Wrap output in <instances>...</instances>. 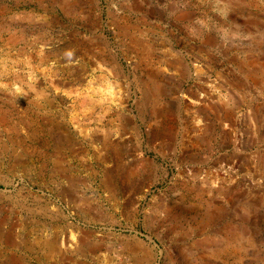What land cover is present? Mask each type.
<instances>
[{"label":"rangeland","instance_id":"obj_1","mask_svg":"<svg viewBox=\"0 0 264 264\" xmlns=\"http://www.w3.org/2000/svg\"><path fill=\"white\" fill-rule=\"evenodd\" d=\"M0 264H264V0H0Z\"/></svg>","mask_w":264,"mask_h":264},{"label":"bare ground","instance_id":"obj_2","mask_svg":"<svg viewBox=\"0 0 264 264\" xmlns=\"http://www.w3.org/2000/svg\"><path fill=\"white\" fill-rule=\"evenodd\" d=\"M123 1V0H122ZM121 28V27H120ZM125 31V30H124ZM122 33H125V32H122ZM126 36V35H125ZM130 39V38H129ZM133 45V44H132ZM69 48V47H68ZM65 52V51H64ZM102 52V51H101ZM138 53V52H137ZM65 56V55H64ZM99 57V56H98ZM112 58V57H111ZM149 61V60H148ZM165 63H166V61H165ZM147 66V65H146ZM154 66V65H153ZM155 67V66H154ZM157 69V68H156ZM161 70V69H160ZM141 84V83H140ZM177 93V92H176ZM166 213V212H165ZM208 216H209V214H208ZM210 217V216H209ZM211 218V217H210ZM212 219V218H211ZM204 220V219H203ZM201 223H203V222H201ZM242 224V223H241ZM202 225V224H201ZM200 225V226H201ZM204 231V230H203ZM200 243V242H199ZM204 243V242H203ZM216 245V244H215ZM199 247V246H198ZM147 252V251H146Z\"/></svg>","mask_w":264,"mask_h":264}]
</instances>
